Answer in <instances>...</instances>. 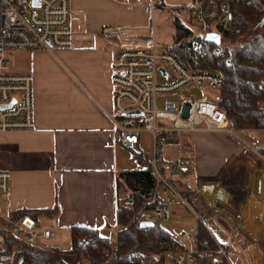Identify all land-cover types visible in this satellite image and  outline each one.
Listing matches in <instances>:
<instances>
[{"label": "crops", "instance_id": "0c3cea01", "mask_svg": "<svg viewBox=\"0 0 264 264\" xmlns=\"http://www.w3.org/2000/svg\"><path fill=\"white\" fill-rule=\"evenodd\" d=\"M70 2L74 46L23 53L25 62L18 74L34 79L35 127L0 132V171L11 174L8 205L12 215L57 209L55 215L38 219L52 232L49 241L71 239L73 226L96 229L102 237L114 239L118 230L117 177L129 170L125 154L140 148L141 135L138 148L129 149L114 131L111 64L118 45L104 32L144 28L151 18L155 28L157 7L187 12L184 8L189 0ZM241 133L251 138L262 132ZM176 145L175 159H166L162 151V160L171 164L182 156L188 161L190 171L180 177L181 190L195 209H208L217 188L240 207L253 203L255 208L259 199L264 201V163L236 137L223 131L184 133L181 156L177 140ZM206 214V225L213 226L221 237L210 213ZM188 217L186 207L175 201L171 222H195ZM260 235L264 241V227Z\"/></svg>", "mask_w": 264, "mask_h": 264}, {"label": "built area", "instance_id": "2783aa9c", "mask_svg": "<svg viewBox=\"0 0 264 264\" xmlns=\"http://www.w3.org/2000/svg\"><path fill=\"white\" fill-rule=\"evenodd\" d=\"M245 1L189 0L184 10L196 22L198 30L194 34L196 41L191 46V61L188 65L178 54L157 42L153 18L147 27L111 28L104 35L118 45V52L111 64L114 131L119 133L122 144L129 149L137 148L142 133L152 136V165L165 203L143 222H171L174 202L179 201L188 210V220L206 228L214 242L215 252L227 264H264V241L254 246V250L252 240L248 238L250 234L246 233L247 227L240 219L219 215L214 204L211 208L197 212L176 185L181 175L190 171L188 161L181 156L180 140L184 133L226 132L236 137L245 149L264 163V143H248L238 138L217 102L208 97L197 98L192 87L201 90L206 88L211 92H219L224 87L225 78L209 63L207 50L210 49L215 57L226 63L232 62L234 54L229 35L235 32L233 7ZM154 9L155 5L152 6ZM71 21L70 0H0L1 133L29 131L35 127L34 79L31 75L13 73L9 54L71 49L74 46ZM209 35L218 36V43L208 42ZM176 95L177 102L165 101L164 108L159 109L161 96ZM136 112L142 115L134 117L142 120L133 125L128 124V117H132L129 115ZM164 122L173 126H161L160 123ZM170 137L178 141L181 157L175 163L165 164L161 152ZM10 181L11 174L0 171V225L3 224L13 237L27 244L48 242L52 232L39 220L31 216L15 219L12 214H3L2 201L10 196ZM206 213H210L209 217L221 237L206 225ZM179 240L181 244H173L172 264H197V238L182 232ZM0 264H20L18 252L5 251L1 237ZM208 264H214V261L209 259Z\"/></svg>", "mask_w": 264, "mask_h": 264}, {"label": "trees", "instance_id": "16d2710c", "mask_svg": "<svg viewBox=\"0 0 264 264\" xmlns=\"http://www.w3.org/2000/svg\"><path fill=\"white\" fill-rule=\"evenodd\" d=\"M233 14L235 32L229 35L234 54L232 62L226 63L207 50L209 63L225 78L224 87L216 92L214 101L225 112L230 127L236 132H263L264 0H246L233 7ZM175 28L176 45L169 51L178 54L188 65L196 36L178 19ZM132 155L140 168L120 173L117 177L118 230L114 239L102 237L96 229L73 226L69 249L47 248L16 239L1 224L0 237L5 251H17L20 264H70L69 258L75 259L77 264H146L157 256H173V244L181 242L163 226V221H156L153 227H141L149 214L164 205L165 199L160 194L152 160L139 149ZM182 183L178 180L176 185L183 189ZM57 212V209L23 210L14 212L13 217L31 216L38 220L42 215L51 216ZM194 236L198 240L197 264H208L209 259L214 264H227L215 252L209 232L198 222Z\"/></svg>", "mask_w": 264, "mask_h": 264}, {"label": "rangeland", "instance_id": "374dc122", "mask_svg": "<svg viewBox=\"0 0 264 264\" xmlns=\"http://www.w3.org/2000/svg\"><path fill=\"white\" fill-rule=\"evenodd\" d=\"M155 14H156L155 15L156 16V21H155L156 40L160 45H162L163 48L171 49L176 45L175 20L177 19L180 20V22L184 26H186L189 30L194 32V34H197L198 26L196 22L191 18L190 14L185 11L166 10V9L157 7ZM54 51H57V49ZM23 53L25 52H12L11 54H9L10 61H11V70L15 74H18V69L25 62V58H23ZM192 87L194 88L193 94H195L197 98L199 99L202 97H208L210 100H214V98L217 96L216 92L208 91L206 88H204V90H201V89H196L197 87H194V86ZM185 92L188 93L187 91ZM168 100L177 102V95L173 97H162L161 96L159 100V104H158L159 109H163L164 102ZM141 120L142 119L139 117H134V116L128 117V121H129L128 124L133 125V124H136L137 122H140ZM160 125L161 126H173L172 124L166 123V122L160 123ZM235 135L240 138L241 137L244 138L248 143H251L253 141L264 143V133H258L256 135H253L251 138L244 137L243 133L241 132H235ZM139 150L142 151L143 154L149 157L151 160L153 159L152 136L149 133L144 132L141 134V146ZM162 151L166 159H175L176 154H177L176 139L173 137H170L168 139L167 144L163 147ZM125 155L128 159L127 168L129 170L140 168L136 160L133 158L131 151H127ZM217 189H214L213 193L211 194L212 199L210 200L209 208H211L214 204V206L217 207L219 215H222L223 217H227V218H230V216H234L240 219L241 223L243 225H246L247 227L246 233L248 232L250 234L248 238L252 240L251 241L252 246H253V249L255 250L254 246L260 245L261 243L259 242L262 241V236L260 234L264 227V204H263L264 202L262 203L261 199H259L260 201L256 205L255 208H253V203L252 204L246 203V206L240 207L239 205H237L235 201L230 200L229 195L227 193H222V194L227 195V197L223 198L224 195L222 196L220 192H217ZM2 204H3V214L4 215L11 214V211L8 205V199L3 200ZM192 208L196 210L197 212L199 211L195 209L194 207ZM42 222H46V219L42 218ZM45 225L47 224L45 223ZM163 226L166 227L168 230H170L179 239H180L182 232H188L192 236H194L196 229H197L196 222H187L185 220L180 221V222L163 223ZM211 230L216 235H220L213 226H211ZM41 245L47 248L58 246L60 249L67 250L71 247V239L65 236L59 239V242L58 241L56 242L55 239L53 238L52 241L42 243ZM255 252L256 254H258L257 250ZM69 262L70 264H77L75 259L69 258ZM157 262H161V264H172L173 256L172 255H166L165 257L157 256V257L151 258L150 261H148L146 264H157Z\"/></svg>", "mask_w": 264, "mask_h": 264}, {"label": "water", "instance_id": "95a60500", "mask_svg": "<svg viewBox=\"0 0 264 264\" xmlns=\"http://www.w3.org/2000/svg\"><path fill=\"white\" fill-rule=\"evenodd\" d=\"M207 41L211 43H218L219 38L216 35H209L207 38ZM141 115H142L141 113L136 112V113L130 114L129 116H141ZM153 226H154V223H148V222L141 223V227L143 228H148V227H153Z\"/></svg>", "mask_w": 264, "mask_h": 264}]
</instances>
